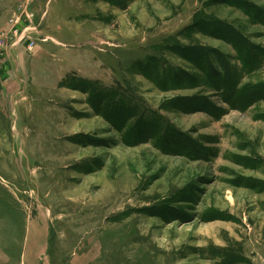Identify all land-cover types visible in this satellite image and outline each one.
<instances>
[{"label":"rangeland","instance_id":"1","mask_svg":"<svg viewBox=\"0 0 264 264\" xmlns=\"http://www.w3.org/2000/svg\"><path fill=\"white\" fill-rule=\"evenodd\" d=\"M0 264H264V0H0Z\"/></svg>","mask_w":264,"mask_h":264},{"label":"bare ground","instance_id":"2","mask_svg":"<svg viewBox=\"0 0 264 264\" xmlns=\"http://www.w3.org/2000/svg\"><path fill=\"white\" fill-rule=\"evenodd\" d=\"M103 201H106V200L103 199ZM106 203H107V202H106ZM106 203L103 202V203H100L99 205H96V206H95V209H99V208H102V207H105V206L107 207V204H106ZM106 207H105V208H106ZM88 209H89V208H88ZM90 209H91V208H90ZM103 211H104V210H103ZM105 211H106V210H105ZM101 212H102V211H101Z\"/></svg>","mask_w":264,"mask_h":264}]
</instances>
